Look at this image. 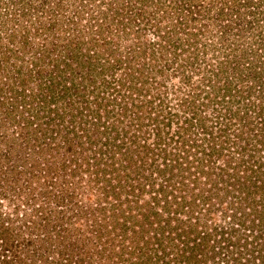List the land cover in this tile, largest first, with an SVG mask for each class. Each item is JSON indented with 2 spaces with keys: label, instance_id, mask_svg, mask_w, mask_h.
Wrapping results in <instances>:
<instances>
[{
  "label": "rangeland",
  "instance_id": "rangeland-1",
  "mask_svg": "<svg viewBox=\"0 0 264 264\" xmlns=\"http://www.w3.org/2000/svg\"><path fill=\"white\" fill-rule=\"evenodd\" d=\"M22 1L0 0V220L5 222L8 236L17 239L21 245L15 258H10L11 254L4 256L9 262L3 264H123L116 252L132 249L135 242L126 237L120 241L121 227L117 228L112 242L105 240L108 237L105 233L102 240L91 236L92 240L87 245L75 244L78 234L89 235L91 232L86 228L89 225L86 217L90 215L91 203L106 193L99 185L106 179L115 187L119 181L126 182L124 189L133 190L125 193L129 199H154L158 195L157 190L166 185L156 199L158 205L164 196L171 200L173 196L180 197L184 193L181 189L186 190L184 194L187 195L189 189L192 193L210 195L208 205L200 200L193 216L207 221L214 219L213 223L220 222L224 210L226 213L231 210L238 212L240 207L258 205L262 210L264 0H249V9L255 8V13L245 16L246 8L238 5L244 0H236L235 6L233 0H226L223 8L231 7L232 11L225 9L216 20L214 17L219 15L217 7L221 8L223 0H201L199 6L204 5L210 10L203 8V16L199 15L202 16L203 27L196 35L199 39L196 49L188 47L187 50L185 47V50L179 48L174 52L169 48L159 49L154 44L156 53L153 56L146 51L147 54L136 57L128 50L130 41L138 43L160 39L149 26L140 29V34L125 31L121 38L111 34L113 28L110 27L103 32L87 34L88 24H96L101 18L99 11L106 7L105 0ZM95 4L99 5L98 8L94 7ZM154 5H147V10L137 8L138 12L141 9L138 20L149 19L154 23V17L159 18L161 9H173L170 3L159 10H155ZM194 5L195 9L199 7ZM134 11L130 8L127 12L132 14ZM125 20L124 17L119 22ZM134 21L137 24L136 18ZM219 24L226 25L225 34L232 40L233 49L224 45L227 40L222 43ZM93 38H104L103 45L108 48L97 45ZM70 41L75 48L69 49L73 45ZM110 42L118 46L113 48ZM109 47L114 51L112 55ZM123 55V58L116 59ZM87 59L94 64L92 73L86 72L88 65L83 66ZM127 59H132V68H125ZM143 61L144 67L140 64ZM138 68L142 69V74ZM101 70L103 73H98ZM81 71L84 76L80 75ZM131 72L133 77L128 75ZM93 78L96 81H91ZM103 78L104 85H99ZM131 78L135 86L133 98L128 97L125 88ZM106 81H109L107 85ZM138 86L140 90L136 89ZM57 94L63 95L57 97ZM122 103L128 110L123 124H118V115L124 110ZM103 104L110 110L111 117L115 114L109 121L117 126L103 125L108 129V135L102 133L100 140L90 142L86 135L92 136L96 131L93 130L95 125L85 120L92 118L86 113H92L90 108L102 107ZM186 118H190L189 123L185 122ZM106 124L109 125L108 122ZM57 128L61 131L73 129L75 133L69 132L70 136L82 132L80 138L73 140V151L59 144L62 139ZM124 128L130 139H147L149 146L155 147L154 153L150 149L139 148L136 142L130 144L134 149L127 154L119 152L115 145L124 140L121 137ZM109 137H117L115 145L104 142ZM98 148L105 157L100 164L105 170L101 168L95 173L92 172L96 168L93 156L99 152ZM160 148L171 153V163H181L186 167L182 174L174 175L172 179L169 170L160 174L150 166L152 160H155V165L162 160L157 155ZM112 153L115 157L125 158L127 163L110 158ZM120 153L125 154L120 156ZM82 156L88 157V170L79 169L72 173L70 168L80 163ZM71 157H77V161L68 162ZM143 161L146 163L142 165ZM200 162L208 173L197 169ZM234 164L235 169L232 168ZM257 165L260 166L259 171ZM244 166L247 170L241 172L239 169H246ZM237 168V173L243 177L239 181L237 174L234 176ZM173 171L178 174L175 169ZM80 173L83 174V183L78 186L76 177ZM124 173L128 174L126 178ZM249 176L257 178L256 184L246 179ZM89 177L93 180L89 181ZM181 177L184 185L179 183L180 191L175 192L173 183L177 185L176 181ZM64 192H73L76 196L73 202L77 201L81 207L84 205L87 212L80 213V207L73 214L67 212L70 214L67 219L61 217L66 213L62 209L68 204L55 198ZM247 192L251 193L246 195ZM233 201L235 203H231ZM198 207H202L201 211ZM122 208L133 213L138 211L128 206ZM184 211L185 208L180 211L181 216ZM246 212L248 220L252 213ZM142 224L148 225L146 221ZM131 229H136L139 236L137 227L129 228L128 235L133 234ZM64 234L66 238L63 239ZM262 240H256V245L262 248L258 254L261 258L264 256V244L259 241ZM154 242L147 244L149 249L156 247ZM72 243L73 247L68 250ZM163 243L169 250L175 248L172 243ZM177 244L175 250L184 247ZM80 249L84 254L79 258L77 250ZM175 250L169 256L173 260L156 261V264H182L178 262L181 252L178 250L176 253ZM208 264L228 263L219 260ZM247 264L253 263L247 261Z\"/></svg>",
  "mask_w": 264,
  "mask_h": 264
},
{
  "label": "trees",
  "instance_id": "trees-1",
  "mask_svg": "<svg viewBox=\"0 0 264 264\" xmlns=\"http://www.w3.org/2000/svg\"><path fill=\"white\" fill-rule=\"evenodd\" d=\"M17 1H22V0H13L14 3H17ZM200 1L201 0H168V3L172 5L173 9L166 10V9H161V7L168 4L166 0H108V1L105 0L104 3H106V7L101 8L100 9L101 11H99L98 9L101 18L97 19L96 24H91V23L88 24L87 34L91 35V33L103 32L104 30H107L110 27L113 28L110 31L111 34H117L121 38L123 37L122 34L125 31L128 32L132 30L137 34H140L139 33L140 29L149 26L152 28L153 33L156 34L160 39H158V41L150 40L148 42L141 41L138 43H134L133 40L130 41L128 50L131 51L135 55V57L139 55L147 54L146 51L149 54H151V56H153L156 53V47H154V44H157L159 49L169 48L171 49L170 51H174V52L176 49L179 48L185 50L184 49L185 47L187 50H189L188 47H191L192 49L193 48L196 49L197 48L196 45L199 43V39L196 37V35L199 31H202V27H203L201 22L204 12L203 8L205 10L206 8L207 10H210V8L204 5L199 6ZM244 1L245 2H241L239 4L237 3L239 6L241 5L242 7L246 8V10L243 12L244 13L243 16L254 14L255 8L249 9V5H250L249 0H244ZM22 2H24V0ZM232 2L233 5L235 6L236 0H233ZM151 4H155L154 5L155 10L161 9V14H159V18H157V16L154 17V20L156 19L157 21L155 20L154 23H151L149 19H146L145 21L144 20L139 21L138 15L140 14L139 12L141 11V9L138 12L137 8L144 7L145 10H147L146 6L147 5L150 6ZM156 4L158 5V7H156ZM194 4H196L199 7L195 9V7H193L195 6ZM225 4H226V0H223V3L221 4V8L217 7V14L219 15L217 17H214L215 20L218 19L220 15H223L224 10L227 9L226 7L225 9L223 8ZM98 6L99 5L97 4L94 5V7L97 8ZM215 6L216 4L213 7ZM130 8H133L135 10L134 13L131 14L127 12ZM96 10L97 9L95 8L94 11ZM229 10L232 11L231 7L230 9H227V11ZM200 14H202L201 17L199 16ZM124 17L126 18V20L123 21V23L121 21L119 22V19H123ZM89 18H92V16L89 15ZM134 18L137 19V24L135 23V21L134 23L132 22ZM164 19L167 21H165L164 23H160V21ZM133 24L137 26H134ZM208 26L209 25H204V27H208ZM225 28H226L225 24L223 25L219 24V37L221 38L222 43H224V41L227 40L224 45L233 49L234 48L233 42L232 40L230 41L229 39H227V34H225L226 32ZM125 35H127V33ZM136 36L139 37L138 35ZM103 39L104 38H100V39L93 38L92 40L95 41L97 45L101 47H105L103 45L105 44L103 43L104 42ZM70 43H72L73 45L70 46L69 49L75 46L73 41H70ZM111 46L115 48L116 46H118V44L111 43ZM105 48L108 47L106 46ZM109 48L112 55L114 51L111 47ZM88 55L90 56V54ZM123 57L124 55L121 57L118 56L116 57V59L117 58L121 59ZM131 60L132 59L126 60L127 65H125V68H132L130 66L132 62ZM144 63L145 61L140 63L141 66L144 67ZM84 65H88V71L86 72L89 73L91 71L92 73L93 70H91V68L93 69L94 64L90 63V59H87V61L84 62L83 66ZM83 66L80 67L83 68ZM138 71H140V73L142 74L141 68H138ZM98 73H103V70H101ZM80 75L84 76L85 74L83 73V71H81ZM128 75L130 77H133L132 72L128 73ZM132 79L133 78H131L128 81L127 85H125L129 98H133L131 96L133 93L132 89H134L135 87L134 81H132ZM94 80L95 79L93 78L91 81ZM106 82L107 85L109 81ZM98 84L104 85V78L102 82L101 83L99 82ZM96 87L97 86L94 87L93 91L96 90L95 89ZM64 88H66V92L69 90L67 86ZM136 89L140 90V86H138V88ZM62 95L63 94L61 95L57 94V97H61ZM122 105H123L122 108L124 110L122 111L123 112L122 114L118 115V119H117L118 124H123L124 115H127L126 111L128 110V107L126 106V104L122 103ZM90 111L92 113L87 112L86 114H88L89 118H91V116L92 118L89 120L85 118V120L91 125H95L93 130L96 131V133H94L95 135L93 134L92 136L86 134L85 135L88 136L89 138L88 140L90 142H94L96 140H100V136L102 135V133L106 132V135H108L109 131L107 132L108 129L103 127V125H106L111 128H115L117 125L114 124L112 121L111 122L109 121V119L112 120V117H114L115 114L114 115L112 114L113 116L111 117L110 110L106 108L105 104H103L102 107L99 105V107H95L93 109L90 108ZM167 113L169 114L170 112L168 111ZM71 114L73 115V112ZM62 120H64V118H62ZM106 122H108L109 125H107ZM185 122L189 123L190 118H186ZM121 126L125 127V125H121ZM66 129L68 128L66 127ZM66 129H64V131H61L60 128H57V130L60 132L62 139L61 141H59V144H63V146L67 148L69 151H73L72 149H74L73 147L75 146L73 140L74 138L77 137L80 138L82 136V132L81 134H75L70 136L69 132L75 133V131H73V129H71L70 131ZM109 130L111 129L109 128ZM121 137H123L124 140L120 141L116 145L114 143V139H116L117 137H112V138L109 137L108 139H105L104 142L108 144L114 143L113 145H115V147L118 148L117 150H119V152H126V154L127 151H132L134 149L130 145L133 144L134 142H136L137 145H139V148L150 149V151L152 150V154L154 153L155 147H153V145L149 146L150 144L149 142H147V139L145 138L130 139V136L129 135L127 136V130H125V128L123 129ZM54 139H56V137ZM261 142L264 143V141ZM122 148H124L123 151H121ZM98 149L99 152H96L93 156L94 159L93 163L94 165H96L95 166L96 168L93 169L92 172L95 173L100 171V169L103 166L100 164H102L103 159H105L104 155L103 154L101 155V149L100 148ZM121 154H125V153H120V156ZM170 154L171 153L166 152L164 148L163 149L160 148L157 155L162 157V160L159 161V163H157L156 165H155V160H152L150 166H153V168L156 169L160 174H163L164 172L169 170L171 172V178L173 179L174 175L177 176L182 174L185 171L186 167H184L181 163L177 165L171 163L173 159L170 157ZM115 156L116 155H114V153L110 154V158L119 159L120 163L123 164L127 163L124 161L125 158L115 157ZM125 157H127V155H125ZM80 158H82L80 159V163L78 164L76 163L70 168V171L72 173H75L76 171H80L79 169L88 170L89 168L88 157L82 156ZM74 161H77V157H71L68 159V162H74ZM144 163H146V161H143L142 165ZM224 165L225 164H223L222 167H224ZM65 166L66 165H64V167ZM228 166H230V163L228 164ZM123 167L125 168L126 165H123ZM232 168L235 169V164L234 166H232ZM244 168L246 169H239V170H241V172L247 170L246 166H244ZM257 168H258L257 171H259L260 166L257 165ZM174 169L178 171V174L173 171ZM197 169L201 170L202 172L208 173V170L206 171L207 168H204V164H202L201 162ZM103 170H105V168ZM237 171L238 168L235 170L234 176H236L237 174V181H239L242 176L239 175ZM78 175L79 176L76 177L77 179L76 185H78L77 183H79L78 186H80L83 183V178H82L83 174L80 173ZM127 176L128 174L124 173L123 177L126 178ZM101 178L103 179L104 175ZM182 178L183 177L180 178L181 180L179 179L180 181L179 180L176 181L177 185L173 183V185L175 186L174 187L175 192L177 190L180 191L179 183H181V185H184ZM246 179L248 181H250L251 179L252 184H256L257 178L249 176V178ZM88 180L92 181L93 178L90 179L89 177ZM164 180L166 181L165 178ZM125 183L126 182L120 183L119 181L118 187H115V185H111L110 183H108L107 179L104 182L101 181V183H99V185L101 186L99 187L104 188L106 195L104 194L103 197L98 198L96 202L91 203V208L89 210L90 215L86 217L87 219L86 221L89 222L88 223L89 227L87 226L86 228H88V230L91 232L88 233L89 235L78 234L79 237H77L78 239L76 238L77 239V242L75 243L76 245L79 243L83 245H87L89 241L92 240L91 236L98 237L100 240H102L105 233L106 236H108L105 239L106 241L109 240L114 241V238L116 237L115 235L118 232L117 228L121 227L122 234L119 235L118 237L120 238V241H122V239L126 237V238H130L132 241L135 242V245L132 249L127 248L124 249L122 252L120 251L116 252L123 261V264H152L153 261H154L153 263L156 264V261L166 262L167 260L168 261H170L171 259L173 260V257L171 256L169 258V256L172 254V252H174L175 248L178 245L177 243L183 244L184 247L177 248L175 250L176 253L178 250L181 252L180 253L181 257L178 259L175 256L174 258L178 259V262L179 263L182 262V264H208L209 261L215 263V261L218 262L219 260L226 261L228 264H247V261L252 262L253 264H264V258H263L264 256L262 255V258L258 256L262 248L260 246H257L258 243L256 242V240L262 238L263 240L259 242L264 244V207L262 208V210H260L261 209L260 205H258L257 207L252 206V208L245 206V207H240L238 212L231 210L229 213H226V210H224L222 218L221 220H219L220 222L215 221L213 223L214 219H209V221H207L206 219L203 220L193 216L195 207L196 205L199 204L200 200L202 201V203L204 202L205 204L208 205L209 202L208 198L210 199V195L204 196L202 193H197V192L192 193V190L190 189L189 190L187 189L189 191V194L187 195L184 194L186 193L185 192L186 190L181 189L183 190L184 195L183 194L179 195L180 197H177V195L173 196L172 200L170 199V197L167 198L166 196H164V199L163 198L161 199V205H158L156 199H158V196L161 195L160 192L163 191L166 185H163L161 189L157 190L158 195H156V197H153L154 199L150 198L148 200L143 198L139 200V197L132 199L125 197V193L133 192L132 189L131 190L124 189L123 185ZM213 184H215V182ZM186 186L187 185H185L184 187ZM216 189L217 191H219L220 188L217 187ZM175 192H173V194ZM64 193L65 194L63 195L60 194L56 196L55 199L56 201H61V202L64 201L63 203L68 204L65 209H62L66 213L64 215H61V217L67 219L70 216V214L67 215L68 214L67 212L70 211L69 213L73 214L75 211L80 209L81 205L80 203H77V201L73 202V199L76 197L75 194H73V192L69 194H67V192ZM153 193L156 194L155 190H153ZM250 193L251 192H247L246 195H249ZM66 199L68 201H66ZM220 199L222 198L220 197ZM176 201H180V203L179 202L174 203ZM231 203H235V201ZM155 205H157L156 209L154 208ZM262 205L264 206V203H262ZM125 206H128L129 209L132 208L138 209V211L135 213H133V211L132 212H128L127 210L125 211V208H122ZM83 207L84 205H82L80 213L87 212V209L86 208L84 209ZM183 208H185V211L183 216H181L180 211H182ZM201 208L202 207H198V210L201 211ZM257 208H259L258 211ZM209 210L210 207H208V211ZM247 210H249L250 213H252V216L250 215L248 220L246 216ZM253 212H258L259 214H254ZM57 220L58 222H61L58 218ZM145 221L148 223V225L142 224V222ZM113 222L118 224V227L113 226L115 225ZM186 222L189 223L185 224ZM4 224L5 222L3 221V219H1L0 220V226H1L0 249L2 250L0 251L1 254L0 263L2 262L1 264H3L4 262H9L5 259L4 257L5 255L9 256V254H11L10 258L13 257L15 258L17 249L19 246H21L17 239L12 237L10 238L8 236ZM95 226H100V227L94 230L93 227ZM132 227L138 228L139 236L136 235L137 232L136 229H131L130 231H132L133 234L130 233V235H128L127 230H129V228ZM197 227H200V229H198ZM145 233L149 235H146ZM62 237L63 239L66 238L65 234ZM154 241L156 242V244ZM152 242H154L156 247H151L149 249L147 244ZM163 242L172 243V245H174L175 248L172 247L171 250H169L167 247H165L166 244H164ZM189 243L191 244L190 246L188 245ZM240 244L242 245L240 246ZM72 245L73 243L69 244L68 250H70V248L73 247ZM197 250L199 252H196ZM5 251H8L9 253L5 254L6 253ZM77 252L79 258L84 254L83 253L84 251H82L81 249L77 250ZM123 252L125 253L123 254ZM219 255L223 257H219ZM224 256H227V258L225 260L221 259L224 258Z\"/></svg>",
  "mask_w": 264,
  "mask_h": 264
}]
</instances>
